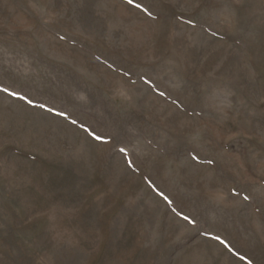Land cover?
<instances>
[{"label":"rangeland","instance_id":"obj_1","mask_svg":"<svg viewBox=\"0 0 264 264\" xmlns=\"http://www.w3.org/2000/svg\"><path fill=\"white\" fill-rule=\"evenodd\" d=\"M0 264H264V0H0Z\"/></svg>","mask_w":264,"mask_h":264},{"label":"snow or ice","instance_id":"obj_2","mask_svg":"<svg viewBox=\"0 0 264 264\" xmlns=\"http://www.w3.org/2000/svg\"><path fill=\"white\" fill-rule=\"evenodd\" d=\"M131 2H132V0H129V3H131ZM13 95H15V93H13ZM97 139H100V137H97ZM245 199H247V197H245Z\"/></svg>","mask_w":264,"mask_h":264}]
</instances>
